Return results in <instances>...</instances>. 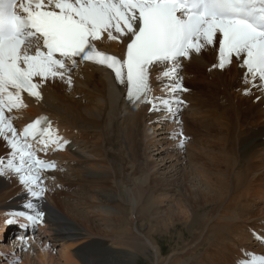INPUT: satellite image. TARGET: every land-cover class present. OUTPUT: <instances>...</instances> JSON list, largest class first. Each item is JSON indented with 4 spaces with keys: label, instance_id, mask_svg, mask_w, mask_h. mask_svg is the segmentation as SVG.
Returning a JSON list of instances; mask_svg holds the SVG:
<instances>
[{
    "label": "bare ground",
    "instance_id": "obj_1",
    "mask_svg": "<svg viewBox=\"0 0 264 264\" xmlns=\"http://www.w3.org/2000/svg\"><path fill=\"white\" fill-rule=\"evenodd\" d=\"M130 38V36L121 38V42L110 41L107 38V34H104L101 40L94 43L101 50L121 58L125 53L126 43ZM217 57V54L213 51V45L207 46L199 54L192 53L191 60L185 64L188 65L191 61L202 64L205 68L195 71V74L206 71L211 74L203 77L201 82L210 81L209 83H200V86L204 87H194L197 85L194 82L195 92L188 93L190 91H184V93L190 94L191 97H196L194 101L199 102L201 106H206V108L201 111L197 106L192 105V109L189 110L188 114L186 112L187 115L183 121V124L190 122L192 127L190 132L182 134L183 141H189L185 145L187 148L183 150L187 151L184 154L186 156L184 162L189 164L185 163L186 166L183 169L181 164L180 167H172L171 171L164 172L161 177H159L155 167L157 168L158 166L162 170L166 167L169 169L170 164L158 165L159 163H155L152 167H148L149 159L139 163L138 160L143 158V153L136 146L137 142L141 141L142 135L139 127L143 124L145 128L150 121L160 116L156 112L149 111L150 105L137 104L133 106L125 101L124 87L117 86L112 75L107 70L96 65L76 66L70 73L66 74L63 80H45L38 89L41 93L40 99L28 98L26 95H22L26 106L20 109H13L10 116L19 118L17 114L23 111V119H18V122L12 121V123L15 122L21 126L31 121L35 115L46 113L52 120L56 131L62 137H70L77 147L93 154L94 157L102 156L99 160L101 161L100 166L106 163V168L95 166L99 161L94 162L88 157H80L78 153H75V156H71L67 151L72 152L73 148L67 147L65 152L60 155L57 153L61 159L69 160V165L66 167H70L73 171L76 170L73 172V174H76L75 180H71L72 178L62 180L64 184L59 180L64 185L63 189L74 190L78 195L81 192L79 196L75 195L78 196L76 204H83L84 206V204L90 203L86 202L84 198L83 201L79 199H82L83 189L86 186L90 188L92 185L89 192L92 195L97 194L101 197L102 204L107 201V206L115 205V209L119 212L118 215L133 213L132 215H138L136 216L137 218H140V220L144 219L149 224L156 221L159 222L156 217L158 216L159 202L169 194H172V190L176 187L177 191L175 194L178 197L176 196L175 200H177L179 211L171 207L160 220L163 223L168 221V224L166 222L164 224L168 230L163 229L165 231L171 230L170 234L173 233L172 237L176 243H181V245L188 247L184 252H192L190 256H187V260L189 262L191 260L190 264L206 263L204 259H196L194 261V258L193 260L191 258L194 257V253L196 254L202 249L204 244L207 246L205 252L211 248H217L221 252V256L228 260L229 264H236L242 253L232 251L233 249L230 248L232 239H226V236L233 233V235H238L240 238L242 236L247 238V234L244 231L236 230L242 225L245 227V224L258 226V228L264 230V217L256 223L248 221L250 218L249 210L256 206L254 203L259 202L258 204H260L264 201V194H259L257 190H254V187L261 185L257 182L264 180V121H261L258 117L264 114V90L252 87L251 84L244 82L246 69L239 66L242 63V58L238 62L233 57L231 63L226 64L224 68H220L213 67L218 64ZM160 71L161 68L156 67L151 73L153 95L156 96L163 95L161 91L163 85L156 79ZM182 71H179L181 78L186 75V71ZM69 75L71 76V85L67 82ZM222 77H224L223 80L221 79ZM248 79H251V77H248ZM34 82L40 83V78H34ZM245 89H249L248 94H245ZM66 91H69L68 96H65ZM203 95L211 96L212 101L206 103L203 97H200ZM73 98L75 100L72 101ZM246 104H248V109L253 113L252 117H256V120L253 123L242 121L240 125V120L243 117L246 116L248 119V114L240 111ZM227 114L229 119L222 120ZM237 125L243 126L245 129L237 131ZM222 127H224V137H220V135H223ZM74 139H78L81 144H78V140L74 141ZM91 139H94V145H87ZM220 139H223L221 144H219ZM0 144L5 148V151L10 152L3 138H0ZM153 146L155 147V144ZM212 146H220L221 148L216 152L211 148ZM134 148L135 152L140 153L139 157H133L128 154ZM179 148H181L180 145ZM124 149H127V151L124 152ZM181 151L180 149L176 150L175 163H180L182 157L180 155H183V153L178 154ZM208 151L213 154L217 153L219 156L209 155ZM118 153L121 156L116 158ZM184 155L183 157H185ZM104 158L109 160L103 161ZM169 158L171 157L169 156ZM220 158H222L221 162ZM203 159L208 162L205 170L212 172L215 176V188L212 190V184L205 182L204 184L207 186L205 194L200 195L194 193V191L191 194L186 193V191L183 192L175 184L178 180V175L185 174L186 169L197 167ZM57 160H60V158H57ZM172 163L175 164L174 162ZM85 164L89 165L88 168L90 167L91 173L86 171L87 168L85 170H83L84 168L82 169V165ZM153 168L157 173L152 171ZM228 170H230L229 173ZM227 175L228 181L225 182L224 178ZM122 176H124V181L119 180ZM195 183L203 182L197 179ZM2 184L3 179L0 177V185ZM13 184L14 182L10 181L8 186L6 185L7 187L4 188H14ZM97 185L105 188L107 185L110 186L111 190L114 191L113 195H109L105 190L97 189ZM244 190H247L249 196L252 192L256 194L254 197L255 202L251 205L247 201L249 196L243 194ZM223 192L226 193L225 197L221 196ZM59 193L63 192L59 191ZM84 193L86 192L84 191ZM146 193L148 195H145ZM237 193H240V198L236 197L235 194ZM228 195L229 198L227 200ZM3 196L4 192L0 194V203L3 202ZM67 196L70 197V193ZM32 202L37 204L39 210L45 213L46 224L40 229V232L38 230L35 233L30 244L23 242L25 233L22 230L18 229L14 233L11 226L5 224V220L8 219L7 215L12 219L11 213L16 211L24 212L25 210L8 207L9 205L0 209V258L6 257L9 264L13 262L14 258L18 259L20 257L24 258L20 264H32L33 256L39 259L40 264H53L52 256H54V251H56L53 248L54 246L58 247L55 258L57 256L56 259L61 260V264H117L116 257L119 258V255L124 254L126 251H121V248L118 249L120 245L123 247L131 245V247L135 248L140 246L151 248L155 257L158 258L159 250L152 240L144 233L140 235L138 231L137 234L134 232L131 234V227H129L131 223L129 224L121 218L119 219V225L113 228L108 235H100L95 234L94 229L91 227L90 217L80 215L79 211L74 208L76 207L75 202L68 204V202L63 201V205L73 219H78L85 226H88V231L73 224L72 220L58 214L43 199L41 201L33 200ZM117 203H119L122 210L117 209ZM136 211H138L137 214ZM5 212L8 213L5 215ZM111 214L113 215V212ZM186 219L189 221L184 224ZM215 225L221 228H214ZM139 226L137 230H141L142 226ZM157 226L153 227L157 229ZM161 226L162 224L159 227ZM96 229L98 228L96 227ZM127 232L131 235L128 240L125 239ZM8 233L12 234L9 239L6 238ZM210 237L211 240H208ZM210 245L214 247L208 249ZM35 248L39 249L38 252L35 251ZM160 253L162 254V252ZM188 253L187 255H189ZM179 254L181 252L178 253L174 262L187 264L182 261L183 258H180L182 255ZM230 261L235 262L232 263Z\"/></svg>",
    "mask_w": 264,
    "mask_h": 264
},
{
    "label": "snow or ice",
    "instance_id": "obj_2",
    "mask_svg": "<svg viewBox=\"0 0 264 264\" xmlns=\"http://www.w3.org/2000/svg\"><path fill=\"white\" fill-rule=\"evenodd\" d=\"M104 34L117 42L131 37L123 59L96 47ZM217 34L218 64L213 67L242 58L244 82L264 90V0H0V138L10 149L6 159L0 157V177L9 171L17 176L29 194L24 208L32 213L10 215L33 225L43 222L45 213L32 201L43 198L41 174L56 164L37 152L49 146L62 150L68 143L46 117L17 132L6 111L26 106L22 92L40 99L45 80H63L78 61H87L111 71L129 104H149V111L175 116L184 104L176 93L187 91L179 76L180 58L214 45ZM156 67L161 68L156 77L163 85L161 96L153 95ZM67 82L71 85L70 75ZM246 255L239 264H264V255Z\"/></svg>",
    "mask_w": 264,
    "mask_h": 264
},
{
    "label": "rangeland",
    "instance_id": "obj_3",
    "mask_svg": "<svg viewBox=\"0 0 264 264\" xmlns=\"http://www.w3.org/2000/svg\"><path fill=\"white\" fill-rule=\"evenodd\" d=\"M214 48H215V46L213 45V51H214ZM182 59L183 58H181V60ZM186 60H184V62H183L184 65L189 62L188 61L187 63H185ZM184 65L182 66L180 71L183 70ZM202 68H205V66L202 65V64H199V63H190L188 65V70L192 73V75H194V76H192L190 73H187L186 77H185L186 78L185 82H182V84L187 85V87L191 88L190 92H188V90H187L188 93H192V91L195 92L196 90H195L194 87H197V88L198 87H200V88L204 87V86H200V83H209L210 82V81L201 82V81H203L202 79H203L204 76L211 75L210 72L207 73L208 71H206L204 73L195 74V71H197L199 69L202 70ZM189 77H191V78H189ZM221 79L223 80L224 77H222ZM194 82H196L197 85H195L193 87V83ZM68 94H69V91H66L65 92V96H68ZM241 94L244 96L243 93H241ZM243 96H241V97H243ZM178 97H179V99H184L186 105L188 104V107L185 109V106H184L185 110L181 111L182 112V117L181 118H179L180 112L177 113L175 116H173V115L168 114V113H166L164 111H160V112H156V114L158 116H160V117H157L155 120L150 121V123H148L145 126V128H144L143 124L139 127V129L141 130V134L142 135H141V139H140L141 141L137 142L136 146L141 149V152L143 153L142 154L143 158H141V160H138V162L139 163H143V162H145V160L149 159L148 163H147L148 167H152L155 163H157V164L159 163L158 165H162L164 163L167 164V165L170 164L169 169H168V167H166L165 169L162 170V169H159L158 166H157V168L155 167V169H157V171H158L159 177H161L164 172L169 171V170L171 171L172 167H175V166L180 167V164H181V168L183 169L186 166L185 163L189 164L188 162H184L185 158H186V156L184 154H186L187 151L186 150L183 151L184 149L187 148L185 145L189 141L188 140L183 141V145L184 146H182V147L180 146L181 148H179V145H181L180 142L183 140L182 134L190 132L192 130V127H191L190 122H188V124H183V121H184V118L186 117V115L188 114L189 110L192 109V107H193L192 105L197 106L201 111L206 108V106H201L199 104V102H195L194 99H196V97H193V96L191 97L190 94L188 95L187 93L183 92L182 94H178ZM200 97H203V100L206 103H210L212 101V97L211 96L203 95V96H200ZM73 100H75V99L73 98L72 101ZM148 105L149 104H147V106ZM240 111H244L245 113L248 114V119H247L246 116L243 117L240 120V125H241L242 121H244V122L248 121V122L253 123L256 120V117H254V116L252 117L253 113H252V111H250L248 109V104H246L243 108H241ZM186 112H187V114H186ZM20 114L21 113H18L17 115L20 116ZM166 116L168 117V119H164V117H166ZM12 117H13L14 121L18 122L17 121L18 120L17 117H14V116H12ZM249 117H251V118H249ZM258 117L261 119V121H264V114H262V116H258ZM181 119H182V121H181ZM226 119H229L228 118V114L224 118H222V120H226ZM240 125L236 126V130L237 131H241V130L245 129L243 126H240ZM222 132H223V135H220V137H224V127H222ZM77 140L78 139H74V141H77ZM154 141H158V142L155 143ZM222 141H223V139H220L219 140V144H221ZM89 144H90V146L94 145V139H91L87 143V145H89ZM154 144H155V147L153 146ZM211 148L214 149L216 152H218V150L221 147L220 146H218V147L212 146ZM80 149L77 150L76 152L70 153V155L71 156H75V153H78V154H80V157H88L89 159H91L94 162L99 161L102 158V156L101 157H99V156H95L94 157L93 154H91L89 152H86V150H83L82 148H80ZM177 149L182 150L178 155L183 153V155L185 156V157H183V155H180V156H182L180 163L179 162L175 163V159H176L175 154H176V150ZM118 150H120V148H118ZM134 150H135V148L133 150H130V152L128 154L130 156H133V157L134 156L135 157H139L140 153L139 152H135ZM2 151H4V152H2ZM9 151H10V149H9ZM125 151H127V149L126 150L124 149V152ZM0 152H1L0 156H2V158H5V157L7 158L8 157V155H7L8 151H5V148L2 147L1 144H0ZM63 152H65V151H63ZM63 152L58 153V154L60 155ZM69 152L70 151H67V153H69ZM58 154H56L55 157L56 158H60V160H58V161L62 164V168L66 167L67 165H69L68 164L69 160L68 159H61V157ZM208 154L209 155H218L219 156V154H217V153L213 154V153H211L209 151H208ZM120 156H121L120 153H118L116 158H119ZM169 156L171 158H169ZM94 158H96V159H94ZM105 160H109V159L104 158L103 161H105ZM221 160H222V158H220V162H221ZM100 162L101 161H99L98 164H96L95 166L100 167V168H102V167L106 168V166H105L106 163H104L103 166L101 165L102 166L101 167L100 166ZM172 162H174L175 164H173ZM207 165H208L207 160L203 159L197 167H192L190 169H186V173L185 174H183V175L179 174L178 175V180H177V182L175 184L177 186H179L182 189L183 192L186 191V193H188V194H191V192H193V191H194V193H198L200 195L201 194H205L206 193V188H207L206 184H204L205 182L211 183L212 184V190H213L215 188V176L213 175L212 172L205 170V167H207ZM88 166H89L88 164L82 165V169L84 168L83 170H85V168H87L86 171L88 173L89 172L91 173L90 167L88 168ZM141 167H142V165H141ZM160 167H164V166H160ZM66 168H67V172H63L62 173V172L56 170L54 172L47 173L45 175L46 176L45 178L47 179V181H46L47 184H49L48 180H52V181L55 182V184H58L59 187H60L59 190H58L56 188V186H51V185L46 186V191H45V193L43 195V197L45 196L44 197L45 199L44 198H42V199L44 200V202L46 204L48 203L47 205L50 208L55 210L58 214L62 215L64 218L66 217V219L72 220L73 224H75L77 226H80L85 231H88V226H85L82 223V221H80L78 219L77 220L73 219L72 216L70 215V213L68 214L67 209L63 205V201L68 202V204L69 203L73 204L75 202L76 207H74V208L77 211H79L78 213L80 215L85 216V217L86 216L90 217L89 220H90V223H91L90 224L91 227L94 229L95 234H100V235H102V234H107L108 235V233H110L113 230V228H116L119 225V219L121 218V219H123L125 222H127L129 224L131 223V225H129V227H131V231H132L131 234L133 232L135 234H137V231L139 232L140 235H141V233L142 234L144 233L148 238H150L152 240L153 244H155V246L159 250L158 258H157V257H155V255H154V253H153L151 248L149 249V248H145V247H142V246L135 248V247H131V245H128V247H123L121 245L120 246L117 245L118 249L121 248L120 249L121 251L126 250L124 252V254L119 255V258L116 257L117 264H177V262H174V261H176V257H177L179 252H181V254H179V255H182L180 258L181 259L183 258L185 260H187V256H190L192 254V252H190L191 254L188 253L187 251L184 252V250H186L188 247L181 245V243L178 244V243L175 242L174 238L172 237L173 233L171 232L172 234H170L171 230L170 231H165L164 230V229L168 230L167 227L164 226L165 222L168 224V221H165L163 223V221L160 220V218H162V216L164 214H166V211L168 209H170L171 207L174 210H178L179 211V206L176 203L177 200H175V197L177 196L175 194V192L177 191L176 187H174V190H172V194H169L166 198L162 199V201L159 202L158 210H157V215L158 216H156L158 218L159 222L156 221L154 223H149L148 224L144 219L140 220V218H137L136 216H138V215H135V214L132 215L133 213L132 214H125V215H122V214L118 215L119 212L115 209L116 206L115 205H113L111 207L107 206L106 205L108 203L107 201H105V203L102 204V202L100 200L101 197H99L97 194L92 195L89 192V190L92 188V185H91L90 188H89V186H86L83 189V191H82L83 192L82 193V199H79V200L83 201V198H84L86 200V202H90V203L86 204L87 206L85 204H84V206H83V204H81V205L76 204L78 196L81 194V192H79V195H78V193H75L74 190L73 191L72 190L69 191L68 189H65V188L63 189L64 182L62 181V180H67L68 178H70V179L72 178L71 180H75L76 174H73V172H75L76 170L73 171L70 167H66ZM152 171L156 172V170H154V168H153ZM152 171H151V173H152ZM92 172H93V170H92ZM229 172H230V170H228V173ZM123 177L124 176H122V177H120V179L119 178L118 179L120 181H124ZM2 179H3V184L4 185L3 184L0 185V194L4 192V196H3V202L0 203V209H3L4 206L9 205L8 207H16V208L25 210L24 212L31 213V210L24 208L25 203L28 202V200H29V194L25 191L23 185L19 182L17 176L13 175L9 171L5 176L2 177ZM197 179H199L203 183H195V181ZM4 180L6 181V183H5ZM59 180H61L63 182V184H61V182ZM10 181L14 182V184H13L14 188H4V187L8 186V183ZM224 181L225 182L228 181V175H227V177L224 178ZM76 182H78V181L76 180ZM257 183H259L261 185H257L256 186L257 188L254 187V190H257L259 194L260 193L264 194V187H263L264 186V180L262 182L259 180ZM48 187L52 191H49ZM97 189L105 190V192H107L109 195H113V193H114V191H112L110 186H108V185L106 186V188L102 187L101 185H97ZM59 191H62L63 193H59ZM84 191L87 194L84 193ZM222 191H224V190H222ZM51 192H53V194H51ZM225 192H223V194L221 196L225 197V194H226ZM68 193H70V197L67 196ZM243 194L245 196H249L247 190H244ZM75 195H78V196H75ZM145 195H148V194L146 193ZM235 195H236L237 198H240V196H239L240 193H237ZM255 195L256 194L254 192H252V194L249 196V198L247 200L249 205H251L253 202H255V199H254ZM79 198H81V197H79ZM228 198H229V195L227 196V200H228ZM33 200H35V199H33ZM103 200H105V199H103ZM5 201H7V202L5 203ZM36 201H41V199L40 200H36ZM258 203L259 202H255L254 204L256 206L253 207L250 210L247 207V209L249 210V213H250L249 214L250 218H249L248 221H251V222L254 221L256 223L259 219L264 217V212H262V211H264V201L262 203H260V204H258ZM230 204L231 203H229V205ZM117 206H118L117 209L122 210L121 206H119V203H117ZM230 206H232V205H230ZM83 212H85V213H83ZM107 212H109V213H107ZM112 212H113V215L111 214ZM6 213H8V212H5L4 214L6 215ZM137 213H138V211H136V214ZM202 215H203V213H202ZM7 218L11 219V217L9 215H7ZM147 219H148V216H147ZM188 221L189 220L186 219L184 221V224L187 223ZM155 223L157 225H159V226L162 224V226L159 227ZM173 223H176V222H173ZM139 225L142 226L141 230H137V229H139L138 227H140ZM245 225H246L245 227H244V225H242L240 228H238L236 230L237 231H244V233L247 234V238L242 236V235H239V236H242L241 238L238 237V235H236L237 236L236 237L235 235H233V233L226 236V239H232V243H231V247L230 248L233 249L232 251H234L236 253H240V252L243 253V252H245L244 250H250V251H253V252L257 253V254H264V249L261 248L260 246L258 247L256 245V243L253 241L252 237H251V231L254 230V229H255V233H257L258 235H261V236L264 237V230H262V228L261 229L258 228V226H253L251 224L249 226H248V224H245ZM153 226H157V229H156V227H153ZM96 227L98 229H96ZM182 227H184V225H182ZM214 228H221V227L218 226V225H215ZM11 236H12V234L8 233L6 238L9 239ZM130 236L131 235H129V232H127L125 239L128 240V238ZM170 236H171V238H170ZM208 240H211V237ZM241 240H242V242H241ZM31 246H33V245H31ZM206 247L207 246L204 244L200 251H198L196 254L194 253V257H191L192 260H193V258H194V261L196 259L197 260L204 259L205 262H206L204 264H229L228 260H225L221 256V252L219 250H217V248H211V247H214L213 245H210L208 247V249L209 248H211V249L207 250L205 252ZM53 248H54V250H56V251H54V256H52L53 264H61V260L56 259L57 256L55 258V255L57 254L58 247L54 246ZM126 248H128V249H126ZM38 250L39 249L35 248L36 252H38ZM160 252H162V254ZM193 252H195V251H193ZM187 253L189 255H187ZM207 256H209V257H207ZM120 258L121 259L123 258L122 261H121ZM23 259H24L23 257H20L18 259L14 258L13 262L10 263V264H20V262ZM124 259H125V261H124ZM183 259H182V261L186 262L187 264L188 263L190 264L191 260L189 262L188 260L185 261ZM17 262H19V263H17ZM230 262L233 263L235 261H230ZM0 264H9L7 259H6V257H4V258L1 257L0 258ZM32 264H40L39 259H37V257L33 256Z\"/></svg>",
    "mask_w": 264,
    "mask_h": 264
}]
</instances>
